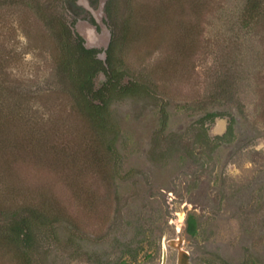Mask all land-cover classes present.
I'll return each instance as SVG.
<instances>
[{"label": "rangeland", "instance_id": "374dc122", "mask_svg": "<svg viewBox=\"0 0 264 264\" xmlns=\"http://www.w3.org/2000/svg\"><path fill=\"white\" fill-rule=\"evenodd\" d=\"M12 1L0 0V84L17 87L23 109L19 151L0 168V206L54 221L59 240L41 233L46 264H264V0L252 15L250 0H115L114 19L97 13L101 24L87 10L103 40L124 30L123 81L150 91L112 103L115 155L51 91L61 48L47 17L78 33L89 21L73 26L62 0ZM105 81L100 73L95 84ZM208 113L220 116L205 136ZM72 227L84 239L69 245ZM0 264L27 255L0 241Z\"/></svg>", "mask_w": 264, "mask_h": 264}, {"label": "trees", "instance_id": "16d2710c", "mask_svg": "<svg viewBox=\"0 0 264 264\" xmlns=\"http://www.w3.org/2000/svg\"><path fill=\"white\" fill-rule=\"evenodd\" d=\"M62 1L65 8L71 10L74 15L78 16L85 12V9L78 4V0ZM89 1L93 6L99 2V0ZM12 3H15V0ZM115 5V0H107L106 13L110 20L114 19ZM31 6L36 8L35 6L39 5L31 3ZM258 10H260L259 4L250 0L247 13L252 15ZM46 25L53 32L61 48L56 67L57 79L53 84L54 87H51V91L57 93L58 96H63L71 108L86 120L98 143L103 145L108 153L115 155L120 127L112 115V103L126 97L150 96V91L146 85L136 82L124 83L123 81L124 72L120 71L117 65L116 51L122 43L121 41L125 39L124 30L120 32L115 28L112 29V40L106 50V59L104 60L99 57L102 50L87 48L84 38L60 16L51 15L47 17ZM86 34L88 37V29ZM100 73H104L106 81L102 86L97 87L95 79ZM16 89L17 87L9 91V87L0 84L1 169V164L10 156V151L13 150L17 153L19 151L20 139L17 132L23 109V98L16 92ZM218 116H220L219 113H208L201 121L202 127L205 129L202 132L203 135L206 136L207 130L205 122L207 120L214 121ZM230 134H232V126L219 139ZM17 153H13V155H18ZM53 222L51 219L48 220L45 212L36 208L17 207L13 209L0 206V241H10L19 246L27 255V264H46L48 249L46 251L42 249L41 233L43 235L44 232H50L51 235L49 234L48 237L56 236L55 227L54 230L48 229ZM78 230L77 227L69 229L66 239L69 245L76 243L78 239L82 240L83 237L79 235ZM187 231L191 235L197 233V221L192 216L188 218ZM56 238L58 239V236ZM121 264L130 263L124 261ZM204 264L232 263L223 258H217L208 260ZM242 264L251 263L244 261Z\"/></svg>", "mask_w": 264, "mask_h": 264}, {"label": "water", "instance_id": "95a60500", "mask_svg": "<svg viewBox=\"0 0 264 264\" xmlns=\"http://www.w3.org/2000/svg\"><path fill=\"white\" fill-rule=\"evenodd\" d=\"M105 3L106 1L103 0L101 1V5H100V11L97 12L93 6L91 5L89 0H78V4L82 5L83 8H85L86 10H89L97 19H98V15L97 13H99V15L101 16L104 13V8H105ZM98 22L101 24L102 22L100 21V19H98ZM97 24H93L91 22H86V26H82L80 28L79 25V34L84 38L85 40V45L87 48H99L101 46H104L105 50L99 54V57L101 59H106V50L109 48L111 40H112V34L110 35V37H108L106 40H103V35L100 36V34L98 33V29H97ZM91 30L92 34H93V40L89 42L88 38H87V34H86V30Z\"/></svg>", "mask_w": 264, "mask_h": 264}, {"label": "flooded vegetation", "instance_id": "af4514ba", "mask_svg": "<svg viewBox=\"0 0 264 264\" xmlns=\"http://www.w3.org/2000/svg\"><path fill=\"white\" fill-rule=\"evenodd\" d=\"M91 3V2H90ZM92 5V4H91ZM93 6V5H92ZM93 7H96V5H94ZM105 10H106V4H105ZM79 19H84V20H87V21H89V22H91V23H93V24H97L96 23V20H95V17L89 12V11H87L86 9H85V12H83V13H81L80 15H75V17H74V24H73V26L74 25H76V23L75 22H77ZM99 49V48H98ZM226 134V133H225Z\"/></svg>", "mask_w": 264, "mask_h": 264}, {"label": "bare ground", "instance_id": "6f19581e", "mask_svg": "<svg viewBox=\"0 0 264 264\" xmlns=\"http://www.w3.org/2000/svg\"><path fill=\"white\" fill-rule=\"evenodd\" d=\"M88 37H89L90 41L93 40V34H92L91 30H88Z\"/></svg>", "mask_w": 264, "mask_h": 264}]
</instances>
